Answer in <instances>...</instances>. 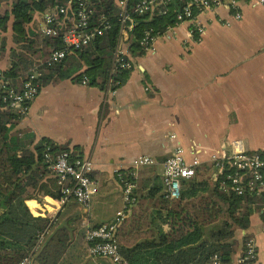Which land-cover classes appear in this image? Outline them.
I'll use <instances>...</instances> for the list:
<instances>
[{"label":"crops","instance_id":"1","mask_svg":"<svg viewBox=\"0 0 264 264\" xmlns=\"http://www.w3.org/2000/svg\"><path fill=\"white\" fill-rule=\"evenodd\" d=\"M13 1L0 0V14L10 11ZM50 10L34 12L27 30L43 35ZM240 10V19L226 8L203 14L200 38L188 32L186 23L177 25L169 38L156 39L151 50L133 57V70L115 90L70 79L40 89L15 128L32 133L34 142L48 137L77 147L76 153L92 163L98 187L87 209L46 194L25 201L34 216L52 220L40 240L68 232L57 264H115L91 256L85 234L123 208L124 200L112 196L117 188L122 193L116 172L131 168L133 159L152 157L161 178L163 161L176 145L188 160L196 156L199 165L212 164L210 155L230 151L234 142L245 151L264 153V7L244 1ZM12 23L10 16L0 32V70L10 66V49L16 47ZM245 234L256 243L254 264H264L260 212L251 214L247 229L237 231L241 250Z\"/></svg>","mask_w":264,"mask_h":264},{"label":"trees","instance_id":"2","mask_svg":"<svg viewBox=\"0 0 264 264\" xmlns=\"http://www.w3.org/2000/svg\"><path fill=\"white\" fill-rule=\"evenodd\" d=\"M67 1L15 0L10 11L0 14V32L6 29L12 16V41L16 45L10 49V66L0 70L5 87H20L36 65L40 72L36 77L39 91L61 79L78 83L86 79L87 85L102 90H115L126 81L134 67L125 68L114 63L119 41V23L115 14L119 11L112 0H92L91 4V25H99L102 14L112 24L104 35L87 45L68 50L56 63L39 64L52 50L64 48L62 33L73 21L66 20L62 26L56 23L57 35L29 32L27 24L34 12L55 9ZM137 1L130 0L129 8ZM173 3L179 4L181 0H173ZM131 12L134 28L128 51L133 59L145 53L139 43L143 31L152 29L154 33L163 34L168 26L175 25V12L152 17L132 9ZM68 14L73 17L70 9ZM5 94V88H1L0 264H17L28 254L40 264H57L67 247L68 232L60 230L47 240H40V235H44L53 224L52 220L47 216H34L25 201L38 198L39 194L54 199L63 196L62 186L43 155L47 147L53 153L71 148L48 137L34 142L32 133L16 129L25 114L6 105L3 101ZM76 149H72V157L79 156ZM130 170L122 169L121 172L135 183L132 190L135 200L116 234L119 252L128 264H206L214 255L221 262L231 264L233 255L238 249L239 254L243 252L244 242L249 237L248 234L243 236L241 250L237 231L249 227L253 212H260L264 221V193L262 197H256L222 191L213 164L198 165L191 178L182 179L176 199L164 196L161 178L153 164L140 167L135 179L128 173Z\"/></svg>","mask_w":264,"mask_h":264},{"label":"built area","instance_id":"3","mask_svg":"<svg viewBox=\"0 0 264 264\" xmlns=\"http://www.w3.org/2000/svg\"><path fill=\"white\" fill-rule=\"evenodd\" d=\"M118 9L117 21L119 23V41L115 52V65L125 68L133 67V59L129 55L128 47L132 39L134 21L132 11L138 14L167 15L170 11L175 12V25L168 26L163 34L154 33L152 29L144 30L139 40L144 51L151 50L158 38H169L174 28L182 23L188 25V32L200 36L204 33L206 22L203 14H216L219 8H226L234 19L241 18L240 3L247 1L254 5L264 7V0H181L175 4L173 0H139L129 8L130 0H112ZM92 0H68L65 5H60L45 14V27L43 35H57L58 23L60 26L66 20H72V25L62 33L64 48L52 50L44 61L39 64L51 65L62 60L67 51L87 45L96 37L104 35L108 28L112 27L109 19L102 14L99 25H91ZM75 6V7H74ZM73 14H68V10ZM217 15V14H216ZM62 17V18H60ZM60 18V19H58ZM128 56V57H127ZM125 57L127 60H125ZM38 65L33 72L22 81L20 87H5L0 71V89L5 88L6 94L3 101L6 105L26 114L27 104L31 103L39 93V84L36 77L39 75ZM84 84L87 80L83 79ZM72 149L53 153L50 148L45 149L44 161L48 164L57 182L62 186L63 196L59 199L64 204L70 198L87 209L93 195L97 192V183L92 177V163L80 156L72 157ZM210 161L219 176V187L222 191H231L237 195L251 194L262 197L264 193V153L257 151H245L239 142H234L230 151L224 148L210 155ZM154 159L150 156H139L131 161V170L128 172L133 179L140 167L152 164ZM200 164L199 159L193 156L188 160L182 146L176 145L171 153L164 159L162 167V192L166 198L176 199L179 197L182 179L191 178L195 174L196 167ZM117 179L121 183L124 206L118 211L111 221L87 229L85 238L88 242V252L94 257H105L115 264H128L127 260L119 252L116 234L117 229L131 209L135 200L132 190L135 183L125 177L121 171L116 172ZM42 234L40 235V238ZM32 254L22 257L17 264H32ZM257 258L255 240L248 237L244 242V250L236 260V264H251ZM206 264H226L214 255Z\"/></svg>","mask_w":264,"mask_h":264},{"label":"rangeland","instance_id":"4","mask_svg":"<svg viewBox=\"0 0 264 264\" xmlns=\"http://www.w3.org/2000/svg\"><path fill=\"white\" fill-rule=\"evenodd\" d=\"M116 193H113L112 196L118 197V201H121V199L123 200V195L120 191H118V188L116 190ZM32 264H38L36 261H33Z\"/></svg>","mask_w":264,"mask_h":264}]
</instances>
